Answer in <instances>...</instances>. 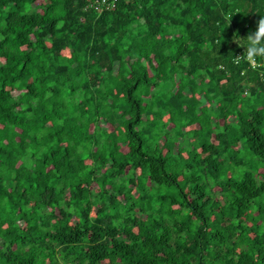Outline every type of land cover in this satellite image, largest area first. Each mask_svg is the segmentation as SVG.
Returning a JSON list of instances; mask_svg holds the SVG:
<instances>
[{
    "label": "trees",
    "instance_id": "obj_1",
    "mask_svg": "<svg viewBox=\"0 0 264 264\" xmlns=\"http://www.w3.org/2000/svg\"><path fill=\"white\" fill-rule=\"evenodd\" d=\"M0 0V264H264V0Z\"/></svg>",
    "mask_w": 264,
    "mask_h": 264
},
{
    "label": "clouds",
    "instance_id": "obj_2",
    "mask_svg": "<svg viewBox=\"0 0 264 264\" xmlns=\"http://www.w3.org/2000/svg\"><path fill=\"white\" fill-rule=\"evenodd\" d=\"M234 40L244 51L242 55L233 57V63L256 66L264 62V15H260L255 30L249 32L246 38L238 36Z\"/></svg>",
    "mask_w": 264,
    "mask_h": 264
},
{
    "label": "built area",
    "instance_id": "obj_3",
    "mask_svg": "<svg viewBox=\"0 0 264 264\" xmlns=\"http://www.w3.org/2000/svg\"><path fill=\"white\" fill-rule=\"evenodd\" d=\"M121 0H97L95 1L94 5L98 9H106V10H114L116 4ZM129 1V0H123Z\"/></svg>",
    "mask_w": 264,
    "mask_h": 264
}]
</instances>
